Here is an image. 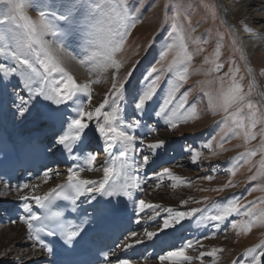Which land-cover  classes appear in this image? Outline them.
<instances>
[{
    "label": "snow or ice",
    "instance_id": "1",
    "mask_svg": "<svg viewBox=\"0 0 264 264\" xmlns=\"http://www.w3.org/2000/svg\"><path fill=\"white\" fill-rule=\"evenodd\" d=\"M28 0H0V5H7V10L3 15H0V58H4L11 62L14 66H5L0 63V110L7 108L15 120L19 118L20 122L31 121L37 131L27 137H21L11 148H8L3 141H0V153L7 156L10 152H14L19 163L23 164L38 156L51 153L52 156H64L68 153L67 159L76 162V167L67 169L66 180L62 184H58L44 195H34L32 193L39 187V184L24 182L17 185V193H22L26 189H31V193L20 195L19 199L23 203V212L27 216H21L20 222L27 225L29 237L34 238L39 245V249L51 255L61 257V264H92V261L87 259L88 250L83 247L82 242L86 241L89 229L85 226L88 221H80L72 223L65 219L64 213L61 211L52 210L54 202L57 199L69 202L68 210L72 213H77L80 208L81 197H87L86 202L91 208L90 220L97 224H101L110 216L116 208L111 199H97L100 197H127L132 200V189L140 188V177L138 173L143 168L149 165V155H144L142 161L136 153L135 144L138 140L140 144L145 143L148 135L155 133L157 129L149 125H143L141 118H133L126 125L121 122L117 124L118 113L123 111L119 107L121 101L125 100V82L116 81L112 84L111 101L108 96L105 97L102 104L96 107L94 111L85 110V101L80 97H87V101H91V91L89 84H78L71 74L63 66L65 58L68 56V45L62 44L69 36H76L78 32L83 30L84 20H81L77 13L81 7H90L84 5L81 0H70L66 5L65 14L59 19L63 20L67 27L63 31H58L47 19L46 13L40 11L39 19L33 22L24 14V8ZM93 11L102 14L108 21V26L101 30L102 38H98V33L90 32L88 36L92 37L85 41V50L87 55L84 59H80L73 55L70 58L78 60L81 64L88 62L94 63L96 66L107 69L115 68L119 71L120 65L115 59L116 53L120 52L125 43V37L129 34V29L135 26V18L130 14L132 10L124 6V0H104L103 4H96ZM115 25V27H113ZM120 29H123L121 31ZM172 33L177 36V41L168 44L166 49L160 54V62H163L169 54L176 49L175 59L168 65L171 71L176 65L183 64L185 61H191L192 56L188 53V49L184 44V38L180 35L177 27L172 25ZM51 36L48 40L46 37ZM88 48L93 50L87 51ZM219 53H217V56ZM161 66H163L161 64ZM222 65L216 64L213 71H219ZM231 72L232 70L229 69ZM158 68L153 67L147 73V77H152L153 73H157ZM131 76V73H128ZM19 77L20 84L12 83L11 77ZM161 79L157 75L146 89L142 90V94L134 97L130 107H134L139 117H143L146 102L153 99L157 92V84ZM180 81L186 80L185 73H179ZM243 79V77H241ZM20 89V90H17ZM179 90V85H175L164 98L159 109L154 112V116L164 119L169 128L175 129L178 121L171 120L165 113L169 109V105L173 104L176 92ZM251 95V89L245 93L243 88L235 82L233 76L232 85L226 90L222 88L220 96L217 97V106L222 108L224 112H228L233 105L236 110L231 114L229 119L236 128L243 131V135L247 140L256 138L250 128L246 129L244 120L238 119L239 113L243 108L248 109V119L251 122V127H255L257 123V111L255 105L250 102L247 97ZM188 100L185 94L180 102L175 105L173 112L175 113L185 107V102ZM71 102V103H69ZM111 103V110L102 112L105 106ZM71 108V112H69ZM264 116V113H261ZM101 117L103 122H100ZM95 119L96 132L104 141V151L109 154V159L104 162L103 179L100 181L92 179H81V173L85 171L84 165L87 166V171L93 170V165L97 160L99 153L91 150L92 141L87 135L89 124L84 122ZM67 128V131L64 129ZM127 128L130 131L125 130ZM137 130L144 131V135L137 136ZM51 132V137L47 133ZM71 142V143H70ZM119 145L118 155L109 152L115 146ZM164 146V141L158 140L155 143H148L147 148L156 155V149ZM205 148L211 149V143H205ZM75 148V152H74ZM76 153H79L77 155ZM200 153L193 154V162H196ZM256 152L246 153L244 157L239 159L247 160L249 156H255ZM2 163V162H0ZM119 164V170L114 171V165ZM264 165V161H261ZM237 167H233L230 171L232 175L236 174ZM52 174L57 177L61 173L53 168L45 166L38 179H42L44 183L52 178ZM113 174L117 181L120 177H124L123 183H118L112 180ZM158 179H163L168 176L170 179L179 181L180 178L174 176L169 168H164L162 172L156 174ZM211 175L205 179L211 180ZM257 177L253 176L255 180ZM0 183H3L0 178ZM177 185L173 184L175 188ZM7 187V184H5ZM228 187V185H225ZM223 191V189H219ZM96 194V195H93ZM31 201L44 211V216L41 217L33 212ZM134 210L136 211V223H140L139 214L145 209L159 215L157 209H160L159 204L146 203L143 199L138 202L133 200ZM199 203V201H196ZM188 203L187 200L183 201ZM216 208L215 214L202 216L204 221L223 223L233 214L239 212V201H226L223 204L214 205ZM87 211V210H85ZM163 212L167 213V218L163 219V226H157L156 230L145 231L144 236L148 241H153L154 238L166 243V238L174 235L172 232H166V229L173 228L175 225H180L183 228L182 221L195 216L197 212H202L201 209H192L191 211H174L172 208H163ZM245 215L249 213L245 212ZM151 218V217H150ZM45 221L42 226L36 227L32 221ZM249 225H245L250 230ZM232 228H236L237 224L232 223ZM180 229H176L179 231ZM164 236L161 237L160 233ZM41 233H46L49 237H56L55 241H45ZM135 237L137 233L129 234ZM127 239V238H125ZM136 244H144L145 239L135 241ZM193 243L199 241H188L185 245L177 250L167 251L166 255H160L161 264L165 260L174 261V264H183L184 261H190L191 257L185 254V249L192 247ZM135 245L129 244L126 247L131 248ZM119 247V245H117ZM222 249H213L208 253H201L212 256L215 252ZM255 253V249L249 250ZM147 248L141 253L144 261L150 258L146 255ZM259 257H264V251H260ZM258 256L253 255L250 264H261ZM103 261L106 264H112L109 258V253H103ZM115 264H137L136 261L128 259H117Z\"/></svg>",
    "mask_w": 264,
    "mask_h": 264
},
{
    "label": "rangeland",
    "instance_id": "2",
    "mask_svg": "<svg viewBox=\"0 0 264 264\" xmlns=\"http://www.w3.org/2000/svg\"><path fill=\"white\" fill-rule=\"evenodd\" d=\"M69 2L70 0H28L23 11L33 22L39 19L40 11H44L48 21L58 31H63L67 25L59 17L65 14L66 5ZM81 3L90 5V7H81L77 13V16L85 21L83 30L80 31L84 32L83 39H86V35L90 32H96L102 38L101 30L108 26V21L106 17L96 13L93 9L96 4H103L104 0H81ZM124 6L132 10L130 14L135 18V26L128 30L129 34L125 37L124 46L120 52L116 53L115 59L120 65L119 70H126L131 73V76L128 73H123L119 77H107L102 80L103 74L95 72L94 67L81 63L79 66L87 79L94 81L96 77L99 78L98 85L108 91H111L114 82L124 81L125 98L127 102H130V105L133 98L142 94V90L146 89L152 79L157 75L161 77L153 99L146 102L143 117H139L134 107L125 105L122 107L125 125L133 118H141L142 123L157 129L155 133L146 137L143 145L138 140L135 144L141 161L144 155L150 157L149 165L145 167L150 165L154 167L157 162L152 173L148 171L151 168H143V171L151 177L148 180H151L147 181L142 198L151 195L155 188L156 191L163 187L170 189L173 184L180 188L189 187L193 194L186 199L188 201L186 204L171 205L172 202H167L169 206L160 204L161 208L156 210L160 213L159 215H156L152 209L149 210L148 217L146 216L148 225H151V229L163 226V219L167 218V213L161 211L163 208L170 207L174 211L201 209L202 212H197L195 216L185 219V221H191V224L197 228H209L215 234L214 240L225 244V248L215 247L222 251H217L212 256L201 257L202 263L239 264L243 259L250 262L255 253H251L249 250H256L257 248L254 247H258V243H264V165L261 163L264 161V116H261V113H264V107L257 95L258 85H264V49L257 51L253 59H249L250 63H247L236 43L233 31L222 20L220 9L215 0H124ZM7 7V5H0V15L6 12ZM172 25L177 27L180 35L184 38V44L192 56V60L176 65L170 71L168 65L175 59L177 50L173 49L163 62H160V54L168 44L177 41L176 34L172 33ZM120 30L123 31V29ZM217 53H219L218 56ZM0 63L5 64L6 67L14 66L4 58H0ZM216 64L222 65L219 71H213ZM250 65L254 69L253 73L249 71ZM153 67H157L158 72L153 73L152 77H147V73ZM229 69L232 71L230 72ZM179 73H185L186 80L180 81ZM233 76L235 82L243 88L245 93L251 89V95L247 99L256 107L257 123L255 127L250 126L251 122L248 119L246 107L239 113L238 119L244 120L245 130L250 128L255 133L254 140L246 141L243 131L236 128L229 119L236 110L235 105L230 107L227 113L217 106V97L220 96L222 88L226 90L232 85ZM11 79L12 83H21L19 77L13 76ZM177 84L179 90L175 94L176 98L165 113L171 120L178 121L177 127L171 129L164 119L155 117L154 112L159 109L171 88ZM90 91V102L87 101V97L82 96L86 111L90 107L94 111L103 103L100 97H93L92 89ZM185 94L188 96L185 107L174 113L173 108ZM119 107L121 106L119 105ZM109 109H111V105ZM70 110L71 108H69ZM102 112L105 110L102 109ZM91 121L88 123L90 126L86 130L87 135L92 141L91 150L100 155L103 143L97 138L95 130L97 121L95 119ZM28 122H20L19 118L13 119L14 126H24ZM184 128L199 131V134H188ZM126 130L130 131L127 128ZM163 133L169 134L174 139L167 144L164 142V146L154 150L156 155H153L147 148V144L156 142V139L159 138L158 135ZM133 134L142 136L144 131L137 130ZM205 143H211L212 148H205ZM252 151L256 152L255 156H249L246 161L239 159ZM197 152L200 155L196 162H193V154ZM99 155L95 163L101 160ZM55 166L59 170L65 168L64 165L57 164ZM233 167H237L235 175H232L230 171ZM164 168H169L172 174L179 177L180 180L175 181L164 176V181L162 179L163 182L157 184L156 174L162 172ZM209 175L213 178L205 179ZM253 176L257 178L253 180ZM219 189H223V191H219ZM234 200L239 201V212L230 216L223 223L201 219L202 216L215 214L214 205ZM7 205L0 208V214ZM245 212L249 215H245ZM250 221V230H248L244 226L249 225ZM232 223H236L237 227L232 228L230 226ZM179 226L175 225L171 229H177ZM185 230L181 232V235L183 239L188 237L187 241H190L193 232L190 230V234L189 232L184 233ZM169 231L170 228L167 232ZM130 233L132 231L126 235ZM201 236L195 240V242L199 241V243H195L196 247L204 239ZM189 238L190 240H188ZM241 243L244 244L243 248L229 249L230 246ZM252 245L255 246L252 247ZM227 250H229L228 252L234 251L233 255L227 254ZM240 257L243 258L238 260ZM157 259H154L156 260L154 262L160 260ZM190 261L187 263L196 264L198 262ZM260 261L264 264V257ZM187 263L184 261V264Z\"/></svg>",
    "mask_w": 264,
    "mask_h": 264
},
{
    "label": "bare ground",
    "instance_id": "3",
    "mask_svg": "<svg viewBox=\"0 0 264 264\" xmlns=\"http://www.w3.org/2000/svg\"><path fill=\"white\" fill-rule=\"evenodd\" d=\"M262 0H215L216 4L218 5L220 9V15L222 20L231 28L233 31L236 43L238 47L240 48L241 52L243 53V56L246 58V62H249V59H253V56L257 51L264 49V2H260ZM264 1V0H263ZM259 12V13H258ZM87 33V32H86ZM85 33V34H86ZM84 32H78L76 36H69L66 38V40L62 41V44H67L69 47L67 49L68 56L65 58L63 66L66 68V70L73 76V78L76 80L78 84H89L90 90H93V97L97 96L102 99V102L104 101L105 97L108 96L109 100L111 101V91H108L104 88H101L98 85L99 78H95L94 81H90L86 78V76L83 74V71L81 69V66H79L78 60L71 59L70 57L75 55L80 59H84L87 55V52L85 50V41L87 39H91L92 37L86 35V39H83ZM98 38L100 36L98 35ZM48 40H51L52 37L46 38ZM93 50L92 48H88L87 51ZM250 63V62H249ZM84 65H90L92 68L94 67L95 72L103 74L102 80L107 77H119L121 74L128 72L126 70L124 71H118L115 68L109 67L107 69H104L103 67L96 66L92 62H88ZM137 68V65H135ZM253 68L250 65L249 71L250 73H253ZM0 76H2V73H0ZM261 76V75H260ZM256 83V79L253 77ZM12 80V79H11ZM257 95H259L260 101L264 107V85H258L257 87ZM82 99V97H80ZM111 103L109 104V106ZM121 107L130 106V102H127V99L125 98L124 101H121L119 104ZM109 106L104 108L105 112L110 111ZM89 107V106H88ZM109 109V110H108ZM92 110V107L90 109ZM71 112V110L69 111ZM124 111L118 113V120L117 124H123L125 125V121L123 120V114ZM86 123H91L92 121H88L85 119ZM100 122H103V118H101ZM192 124V123H191ZM13 118L11 114L7 111V108H3L0 110V127H3L7 136L12 140L13 144H15L21 137H27L29 135H32L34 132L37 131L36 127L33 125L31 121L26 123L24 126H14ZM145 125V123H143ZM193 126V125H191ZM185 129V128H184ZM191 128H186L185 130L188 132V134H199V131L190 130ZM126 130V128H125ZM64 131H67V128L64 129ZM48 137H51V132L47 133ZM97 135L99 140L103 143L101 154L99 155V158L101 159L99 162L95 163L93 165L92 171H87V166L84 165L85 171L81 173V179H92L96 181H100L103 179V167L105 166L104 162L109 159V154L104 151V141L103 138L100 137L99 133L97 132ZM159 138L156 139V142L158 140H163L165 144L170 143L174 138L170 136L169 134H159ZM99 142V141H98ZM71 143V142H70ZM155 143V142H154ZM137 146H135L136 149ZM75 152V148H74ZM109 152H116L119 153V145L115 146L113 149H110ZM139 152V151H138ZM136 151V153L138 154ZM79 155V153H76ZM68 153L65 152L64 156H60L57 154V156H52V154L49 152L46 154L47 157V167L53 168L58 170L61 175L56 176L55 174H52V178L48 180L47 183H44L42 179H35L33 182L29 183H36L39 184V187L35 190L34 195H44L48 191H50L52 188L56 187L58 184H62L66 180L67 176V169L71 167H76V162L68 160L67 159ZM168 162V161H165ZM64 165L65 168L58 169L55 165ZM157 162H155L154 167L150 165L149 167H145L146 169L151 168L148 170L152 173L153 168H155ZM140 171L138 173V176L140 177V188L132 189L133 197L132 200H129L126 197L125 201V207L123 209V215L122 218L126 222L128 228L130 231L137 233L135 236L136 238L130 236V235H124L122 245L110 256V260H113L112 264H115V261L117 259H128L130 261H136L137 264H161V261L154 262L159 258L160 255H166L167 251H174L185 245L188 241L187 238L183 239V236L181 235V232L183 230L184 233L189 232L190 230L193 232L190 238L188 240L195 242V240L202 235L204 239L202 240L201 244H199L197 247L195 246V243L192 247L185 249V254L189 257H191L192 262H197L196 264H204L202 263L201 253H208L211 252L212 249H215V247L222 246L225 248V244L223 245L222 242L214 240L215 234L210 231L209 228H202V227H195L191 224V221H182V224L184 225L183 228H180L179 225V231H176V229H171L169 232L174 233V235L169 236L166 238V243L161 242L160 240L154 239L153 241H148L146 237L144 236L145 231H152L156 229H151V225H148V221L146 216L149 214V210L151 209H145L143 213L139 214L140 223H136L137 215L136 211L138 209L134 210L133 200L139 201L140 199H143L146 203L150 204H162L167 205V202H172L171 205H179L183 204V201H185L188 197H191L193 192H191V188H180V187H171L166 188H159V190L153 189L151 195L147 197L142 198V192L144 187L147 184V181L149 182L148 178L150 175L146 174V172ZM153 176V175H152ZM151 178V177H150ZM157 179V184L161 183L163 181L162 179ZM31 193V189H26L22 193H17L16 188H13L12 186H3L0 185V208L4 205H7V209L9 205L12 207L14 206H20L23 209V203L20 199V195H26ZM96 195V194H93ZM99 195H97V199H99ZM84 202H86L87 197H83ZM31 205L33 208V212L35 213L38 209V206L35 204L34 201H31ZM169 206V205H167ZM162 211V210H161ZM164 214V213H163ZM162 214V215H163ZM1 215V214H0ZM27 213L23 212V216H27ZM148 217V216H147ZM154 217V216H153ZM152 217V218H153ZM150 220V219H149ZM152 220V219H151ZM184 222V223H183ZM178 229V228H177ZM168 231V229H166ZM165 230V231H166ZM166 231V232H167ZM139 235V237H137ZM130 236V237H128ZM160 236L163 237L164 233L161 232ZM182 236V237H181ZM189 236V235H188ZM201 236V237H202ZM128 238V239H125ZM132 238L131 240H129ZM144 238L145 243L144 244H136L134 243L136 240H140ZM218 242V243H217ZM135 245L134 247L128 248L126 245ZM244 244H236L235 246H230L229 249H236V248H243ZM257 245V244H255ZM255 245H252L255 246ZM260 246V250H259ZM196 247V248H195ZM145 248H147L146 255L150 258L148 261H144L141 257L142 250L144 251ZM240 248V249H241ZM254 255L259 257L260 251H264V243H258V247ZM227 250V254L230 253L233 255L234 251ZM247 256L246 254L244 255ZM134 257V258H133ZM244 257V258H245ZM45 258V255L43 252L35 247L31 241L30 237L23 227V223L20 221H16L14 223H7L3 220L2 215L0 216V264H37L38 261L43 260ZM243 257H240L238 260H240ZM259 259H263V257H259ZM158 260V259H157ZM154 262V263H150ZM191 262V261H189ZM187 263V261H186ZM163 264H174V261L165 260ZM184 264V262H183ZM188 264V263H187ZM239 264H250V262L243 259L240 261ZM262 264V263H261Z\"/></svg>",
    "mask_w": 264,
    "mask_h": 264
}]
</instances>
